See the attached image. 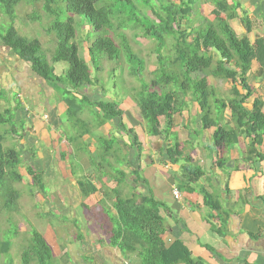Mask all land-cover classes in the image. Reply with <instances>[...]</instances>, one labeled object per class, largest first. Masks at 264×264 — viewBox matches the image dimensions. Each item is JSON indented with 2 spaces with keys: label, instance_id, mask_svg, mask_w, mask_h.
<instances>
[{
  "label": "crops",
  "instance_id": "crops-1",
  "mask_svg": "<svg viewBox=\"0 0 264 264\" xmlns=\"http://www.w3.org/2000/svg\"><path fill=\"white\" fill-rule=\"evenodd\" d=\"M233 3L238 7V18L230 21L233 30L251 44L260 43L248 72L251 95L244 105L252 108L259 100L264 112V0ZM15 58L11 67L0 66V87L10 93L8 99L0 100L6 103L0 112L14 111V131L18 132L9 137L21 152L22 180L38 188L30 189L31 210L37 215L34 205L45 203L58 215L57 221L33 230L50 247L51 264H141L136 254H124L109 244L107 212L111 216L116 212L110 199L98 201L106 193L112 196L115 189L124 197L152 196L165 204L161 214L166 246L181 240L204 264H264V136L255 147L260 158L249 155L251 138L244 133L228 148L214 150L215 128L204 129L191 92L179 93L182 109L171 114L170 124L168 118L160 117L159 134L149 135L136 97L133 102L118 104L121 117L104 120L96 105L106 101L100 81L77 91L67 88L70 92L63 96V87L47 83L28 63ZM208 81L217 98H230V81ZM78 101L95 109L84 110ZM230 118L226 109L221 124L234 127ZM167 125H171L168 136L164 134ZM173 135L182 145V155L175 161L168 154ZM187 163L204 174L194 180L184 170ZM37 175L41 186L35 180ZM56 179L67 183L44 193L46 182ZM86 180L96 188L89 196L81 188ZM174 189L179 190L180 199L174 198ZM205 195L212 196L220 209L204 204ZM7 256L0 255V264H15L6 261ZM29 258L27 264H38L35 256Z\"/></svg>",
  "mask_w": 264,
  "mask_h": 264
},
{
  "label": "trees",
  "instance_id": "trees-1",
  "mask_svg": "<svg viewBox=\"0 0 264 264\" xmlns=\"http://www.w3.org/2000/svg\"><path fill=\"white\" fill-rule=\"evenodd\" d=\"M118 2L116 13L105 0L98 6L99 0H0V11L8 18L9 24L0 30V42L9 48L14 56L30 65L32 71L47 83L61 86L62 95L68 94L70 88H79L98 83L97 74L101 71V61L120 60L124 54L129 62V74L139 78L144 69V60L136 55L125 35L121 34V44H118L110 33L130 24L143 30L145 37L156 43L155 53L158 66L153 72L150 82L140 79L141 91L136 99L142 120L145 122L149 135L159 134V118L166 117L170 122L172 113L182 109L179 93L186 95L191 92L192 99L198 103L202 113V124L205 128H215L212 134L214 150L228 148L238 140L239 134H247L251 138L248 153L261 155L255 147L260 145L264 136V112L262 102L256 100L252 108L245 107L246 99L251 95L247 82L252 60L258 55L260 43L251 44L244 35L238 36L230 25V21L238 18L237 5L233 0H211L213 9L204 16L202 26L194 25L189 18L196 5V0H111ZM232 1V3H230ZM25 3L31 7L27 20L37 21L41 18L38 10L41 8L48 18L53 19L46 32L54 33L56 48L51 60L54 63L66 62L67 70L58 75L55 69L42 56V43L37 38H26L20 35L14 26L16 7ZM155 8L153 17L138 8V5ZM65 13L83 16L89 26L100 33L92 41L87 40L86 59L79 56L78 44L75 39L77 29L73 17L61 20ZM116 14L114 19L113 16ZM124 15L125 20L118 22V29L113 21ZM128 20L130 22H128ZM5 22V21H4ZM1 22L0 24H3ZM247 30L245 19H241ZM115 29V30H114ZM172 38V54L165 55L166 39ZM92 69L95 76L92 77ZM208 78L226 80L232 83L231 96L228 100L217 98L215 89L209 84ZM240 88V89H239ZM240 90L246 91L242 93ZM6 92L0 87V100ZM5 97V96H4ZM5 100V99H4ZM97 107L103 112L104 120L121 117L123 112L114 101H100ZM228 109L234 127L221 124L223 112ZM14 111L10 108L0 112V215L9 212L18 198L14 183L21 182L23 177L19 172L22 163L21 152L15 147H5L8 136L15 137L17 133L14 123ZM171 125H167L164 134L168 136ZM133 133V131H132ZM172 134V133H171ZM170 134V135H171ZM135 136V142H138ZM173 147L168 151L172 161L182 155V145L172 136ZM189 161V158H188ZM184 170L195 179L204 172L187 163ZM31 174V170H29ZM38 184L40 178L35 176ZM84 196L96 192L94 185L86 180L81 184ZM105 199L112 201L116 214L109 215L111 229L108 240L111 246L121 249L124 254H136L141 264H204L201 259L194 258L181 240L166 246L163 240L165 220L161 209L165 204L152 196L140 199L133 195L122 196L117 189L113 195L104 194L99 198V204ZM204 204L212 210L220 206L210 195L204 196ZM31 246L23 252V263H28L31 253L38 264H51L52 252L43 236L33 231ZM11 248L10 240H0V255H7Z\"/></svg>",
  "mask_w": 264,
  "mask_h": 264
},
{
  "label": "rangeland",
  "instance_id": "rangeland-1",
  "mask_svg": "<svg viewBox=\"0 0 264 264\" xmlns=\"http://www.w3.org/2000/svg\"><path fill=\"white\" fill-rule=\"evenodd\" d=\"M177 3L176 0H172ZM105 0H99L97 3L98 6L105 5ZM109 6L113 9L114 13H116V7H118V2L113 3L111 0L108 2ZM211 0H196V5L193 10V16L190 15L191 23L194 25L202 26L203 18L206 15H209L211 10ZM138 8L142 11V13H146L148 16L153 17L152 10H156L155 8L145 7L144 5H138ZM16 20L14 23L15 28L18 33L26 38L32 39L37 38L42 43V56L46 58L50 65H52L55 69L56 74H63L67 68L68 64L66 62H57L54 63L51 60L52 54L56 48V38L54 33L48 34L46 32L48 26L50 25L53 19L48 18L46 14L43 13L41 8L38 12L41 14V18L37 21L27 20L26 16L31 13V7L25 3L18 4L16 7ZM73 17L74 25L77 29L76 43L78 44V53L79 56L83 59H86V48H87V37L95 40L100 33L93 30L89 24H87L85 18L83 16L73 15L69 13H65L61 16V20L66 21L67 18ZM116 17V14L112 19ZM120 18H117L113 21V25L116 29H118V22L125 20L124 15H119ZM5 21V22H4ZM0 30L2 27L9 24V20L5 17L0 11ZM128 22H130L128 20ZM115 30V29H114ZM125 35L126 40L128 41L132 51L138 55V57L144 60V69L142 75L137 77H133L129 74V62L126 60L124 54H122L119 62L118 61H109L108 59H103L101 61V71L97 74L99 85L103 84V88H105V99L106 101L112 100L114 102H120L125 104L126 102H130L138 98V94L141 91V83L140 79L142 78L146 82H150V80L154 77L153 72L158 66V61L155 53L156 43L151 38L145 37L143 34V30H141L138 26L128 25L125 26L123 30H119L118 33L115 31L114 33H110L111 36L114 37L115 41L118 44H121L120 35ZM172 42L173 39L168 37L166 39V47L163 50V54L171 55L172 54ZM15 56L12 54L11 50L0 42V66L11 67L15 62ZM2 74V73H0ZM92 75H96L94 70L92 69ZM15 78V77H14ZM16 80V79H15ZM5 90V89H4ZM10 93L3 95L4 99H8ZM65 95V94H64ZM63 95V96H64ZM5 96V97H4ZM2 99V100H4ZM119 100V101H118ZM78 103L83 105V109L86 110L90 108L89 104L86 102L78 101ZM6 106L4 101L0 102V111ZM92 107V106H91ZM91 110L95 109L94 107L90 108ZM89 109V110H90ZM83 110V112H84ZM83 119L82 117L79 118ZM13 127L16 128L15 123H11ZM18 132V131H16ZM14 140L11 137H7L4 146L13 147ZM20 172V170H19ZM67 181L56 179L53 182H46L45 188L43 187L42 191L44 193H50L51 191H57L61 188V186L65 185ZM15 189L18 191V198L13 204L12 209L9 212L2 213L0 215V240L6 241L10 240L11 248L8 256L6 257V261L14 262L15 264H24L23 263V252L28 250L31 246V232L33 230H38L40 225H46L49 222L57 221L58 215L49 211L48 206L45 203L34 205L33 208H37V215L34 211H32L30 203V189L33 191L38 189L37 187L29 186L28 183L24 180L21 182H16L13 184ZM55 188V190L53 189ZM35 200V196L34 199ZM29 259H35L34 255H31Z\"/></svg>",
  "mask_w": 264,
  "mask_h": 264
},
{
  "label": "built area",
  "instance_id": "built-area-1",
  "mask_svg": "<svg viewBox=\"0 0 264 264\" xmlns=\"http://www.w3.org/2000/svg\"><path fill=\"white\" fill-rule=\"evenodd\" d=\"M173 196H174L175 199H180L181 198V194H180L179 190L174 189L173 190Z\"/></svg>",
  "mask_w": 264,
  "mask_h": 264
}]
</instances>
